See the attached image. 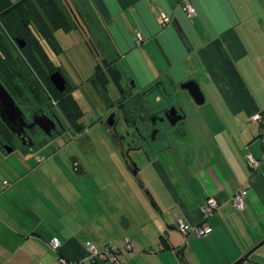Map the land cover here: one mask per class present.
I'll return each mask as SVG.
<instances>
[{
    "label": "crops",
    "instance_id": "0c3cea01",
    "mask_svg": "<svg viewBox=\"0 0 264 264\" xmlns=\"http://www.w3.org/2000/svg\"><path fill=\"white\" fill-rule=\"evenodd\" d=\"M73 1L63 4L77 13ZM184 1L96 0L101 12L115 14L112 22L125 14L135 27L120 44L109 32L113 52L90 30L104 55L94 71L95 91L109 101L111 83L117 100L136 93L137 79L125 76L119 63L125 60L141 79L144 89L136 94L142 99L152 88L166 89L162 78L168 77L181 85L196 82L204 103L184 90L191 113L179 105L181 120L169 134L158 137L151 152L138 151L144 164L136 159V176L115 160L124 162L106 130L97 137L116 150L107 168H86L73 156L60 169L51 166L56 153L13 149L24 154V172H12V184L0 181V264H60L59 256L70 264H98L89 260L87 242L119 250L118 263L101 264H181L179 254L187 264H233L264 240V0H189L192 16ZM80 23L70 33L89 37ZM119 52L125 57L116 59ZM158 139L166 144L156 147ZM248 155L258 167L248 164ZM240 190L246 191L242 211L232 202ZM211 197L219 208L204 220L201 208ZM180 222L211 230L189 234L186 243L176 228ZM55 237L62 242L58 253L49 247ZM256 252L242 264H264V250Z\"/></svg>",
    "mask_w": 264,
    "mask_h": 264
},
{
    "label": "rangeland",
    "instance_id": "374dc122",
    "mask_svg": "<svg viewBox=\"0 0 264 264\" xmlns=\"http://www.w3.org/2000/svg\"><path fill=\"white\" fill-rule=\"evenodd\" d=\"M69 2H71V0H69ZM73 2V7H75L77 13L74 12L76 16H78L77 18L82 20V22H85V25H83V23H80V25L85 28L84 30L89 34V37L84 34L82 35V33L79 32H72L70 35L63 31L55 32V38L63 50L61 55L56 56L46 41L38 36V33H36L37 31L34 29H32V31L34 32V35L39 37L41 46L47 57L62 69L65 77L76 88L74 89L75 92L73 91L72 96L78 103L79 115H77V118L75 119L78 128L73 132L68 133L63 138L55 141L51 147L37 149L35 152L29 153V155L34 156L36 154H43L44 156H48L56 153V155H54L55 159L51 163L53 165L51 166H57L60 169L61 167H65L73 156H77L82 165L86 168H107L112 165L106 158L108 154L116 150L110 144L111 142L104 139L100 140L97 137V135L105 132V128L102 127V124L99 123V121L100 118L108 114L110 111L109 108L113 105L114 101L119 99V93L112 83L108 86V94L112 101L106 100L107 98L104 99L103 97L101 99L99 94L95 91L94 71L97 65L102 64V57L104 55L102 54V49L95 44L96 39H92L90 30L93 31L94 36L97 38V41L103 45V48L104 44L107 45V43H109L107 48L108 52H113L114 45L109 38V32L113 34L116 42H119L120 44V42L124 41L125 43V36L130 38L131 34H133L132 26H135L131 20L130 23L125 21V14L124 16H116L112 22L109 15L114 16L115 14L113 12H108L107 14L101 12L96 0H74ZM116 6L115 8L118 7ZM19 35H21L24 41L29 45L28 48L21 49L15 40V37H12L11 40L4 35L2 37L4 49L3 56L6 57V66L8 67L6 71L7 75L11 77L7 83L11 88V91H15L14 93L18 96L22 110L28 114L36 110L38 105H41L39 104L40 99L43 100L47 95L45 93L44 85H46V82L44 78L47 76V73H49V68L46 66V61L43 60L41 54L34 58V54L37 52L32 49L33 43L28 37H26L25 32L22 29L20 34H18V37H20ZM110 43L112 46H110ZM30 52H32L31 54L37 62L36 65H33L26 56V53L30 55ZM119 54L120 52L116 54L114 53L113 56L117 59L125 55ZM119 63H122L125 76H131L133 81L137 79V82L134 84V87L136 88L133 89V91L135 90L136 93H141L144 89V86L140 81L141 79L138 76H134V74L127 69V61L120 60ZM163 80L167 83L166 90L169 96L166 99L163 98L160 103L167 104L169 102L166 103L165 100L169 99L170 102L172 101L176 103L177 106L184 105L189 110V113H191L189 107L191 103L188 99L187 93L181 89V84L173 83L168 77L162 78V81ZM147 99L151 104H158L160 99H162V95L160 93L158 94V92L152 93L147 96ZM123 124L124 123H122V126H124ZM181 127L182 125L178 128L180 129ZM118 131L122 132L123 130L118 128ZM87 139L90 140L87 142ZM87 143L90 144L91 147L87 145ZM129 144H131V142H129ZM155 144L156 147H163L166 143L165 141L158 139ZM123 145L124 151L130 152V154L133 155L132 157L134 158V161L136 162L138 160L140 163L139 165L143 166L144 159L137 155L139 149L132 146V151H130L131 149L128 147L127 143H123ZM23 155V153L20 154L17 151L9 155L4 153L0 148L1 183H3V181H10L9 183L12 184L14 181L12 172H24L22 165L24 162ZM115 160L118 161L120 165L125 164L124 162L121 163L118 158ZM27 162L29 163V161ZM136 163L138 164V162ZM182 238L185 239V241L187 239V237L185 238L183 235ZM261 250L263 251L264 247L258 251ZM258 254L259 253L255 252L253 258H256Z\"/></svg>",
    "mask_w": 264,
    "mask_h": 264
},
{
    "label": "flooded vegetation",
    "instance_id": "af4514ba",
    "mask_svg": "<svg viewBox=\"0 0 264 264\" xmlns=\"http://www.w3.org/2000/svg\"><path fill=\"white\" fill-rule=\"evenodd\" d=\"M15 40L20 47V37L16 36ZM24 44L23 48L20 47L21 49L26 47L27 43L25 42ZM1 57H4L3 54H1ZM52 63L57 69L53 72L49 71L44 78L46 82V85H44L45 93L47 95L43 100L40 99L39 104L41 105H38L36 110L28 114L22 110L21 102L14 93L15 91L12 92L9 85H7L8 83L4 82L0 77V82L14 99L15 104L24 113L25 132L29 136L24 146V141H21L17 135L13 134L8 140L0 135V146L2 148L4 145H8L13 149L21 148L26 150H30V148L37 150L43 147H51L55 141L78 128V124L74 122L75 119L67 117L61 111L62 105L65 104V107H68V99L73 97L75 88L72 87L70 81L65 77L62 69L53 61ZM56 72L61 73L65 79L66 89L63 92L59 91L51 79V76ZM156 89V87L152 88L147 92V96L156 92L160 93L162 99H160L158 104H151L142 99L138 94L130 92L127 96L115 101L110 106L108 114L100 118L99 123L114 138L122 153L125 152L123 143H127L130 149L135 146L137 149H143L146 154L151 152L153 142L160 136L168 135L170 123L178 117H182L177 104L160 103L163 98L166 99L169 96L166 89L162 87ZM0 122L3 121L0 119ZM122 123H124V126H122ZM118 128L123 131H118ZM22 136L25 137V134ZM129 142H133L134 144L131 145Z\"/></svg>",
    "mask_w": 264,
    "mask_h": 264
},
{
    "label": "trees",
    "instance_id": "16d2710c",
    "mask_svg": "<svg viewBox=\"0 0 264 264\" xmlns=\"http://www.w3.org/2000/svg\"><path fill=\"white\" fill-rule=\"evenodd\" d=\"M63 1L64 0H17L16 3H13L12 0H0V77L4 82L7 83L11 77H9L6 72L8 68L6 66V57H1V54L4 52L2 37L5 35L12 40V37H16L20 34L21 29L25 32L26 37L33 43L32 49L37 52L34 54V58L41 54L50 72L57 69L49 57L44 53L45 51L41 46L38 36L46 41L54 53L57 55L62 53V49L54 33L60 30L65 33H70L73 29L77 28L80 21L76 14L73 13L67 5L65 6L63 4ZM32 29L37 31L36 33H38V36L34 35ZM19 36L20 39L24 40L21 35ZM28 46L27 44L24 49H27ZM31 53L32 52H30V55L26 53V56L33 65H36L37 62ZM119 74L120 73H118L117 76L115 74V79L118 80ZM68 102V107H65V104L62 105L61 111H63L67 117L76 119L77 115H79L78 103L73 97H70ZM75 123L77 122L75 121ZM262 132L264 137V123L262 124ZM0 135L7 140L13 135L3 122H0ZM179 258L181 264H187L180 254Z\"/></svg>",
    "mask_w": 264,
    "mask_h": 264
},
{
    "label": "water",
    "instance_id": "95a60500",
    "mask_svg": "<svg viewBox=\"0 0 264 264\" xmlns=\"http://www.w3.org/2000/svg\"><path fill=\"white\" fill-rule=\"evenodd\" d=\"M25 41L20 40V47L23 48ZM52 81L54 84L58 87L59 91L63 92L66 89L65 86V79L61 75V73L56 72L51 76ZM181 89L186 90L190 93L196 104L202 105L204 103V96L200 90V87L198 84L194 81H189L181 85ZM0 119L3 121V123L6 125V127L10 130V132L14 135H17L18 138L21 141H24V146L26 139H29V136L25 132V121H24V113L23 111L15 104L14 99L11 97V95L8 93V91L5 89V87L0 82ZM181 120V117H178L176 120L170 123L171 126H175L179 121ZM25 134V137L22 135ZM134 144L131 142V145ZM3 148L11 153L13 151V148L4 145ZM30 150H32L30 148ZM143 150V149H139ZM132 151V149L130 150ZM137 151V150H136ZM122 157L124 160V163L126 167L132 172L135 176L137 174L138 166L137 163L131 158L130 152H123ZM178 229V226H176ZM264 246V240H262L259 244H257L252 250H250L248 253H246L244 256H242L239 260L234 262L233 264H242L245 262L250 261V256L258 251L260 248Z\"/></svg>",
    "mask_w": 264,
    "mask_h": 264
},
{
    "label": "built area",
    "instance_id": "2783aa9c",
    "mask_svg": "<svg viewBox=\"0 0 264 264\" xmlns=\"http://www.w3.org/2000/svg\"><path fill=\"white\" fill-rule=\"evenodd\" d=\"M184 9L186 14L189 16L195 14V9L193 8L189 0L184 1ZM160 22L163 26H165L169 22V19L163 17L161 18ZM139 40L141 41L142 39L140 38ZM247 161L252 168H256L259 166V161L252 155L247 156ZM245 194H246L245 190H240L237 194H235L232 197V202L234 206L236 207V209L240 211H242L244 208L243 196ZM218 208H219V204L217 200L213 197L208 198L206 200V203L201 208L204 220H208L211 216H213L217 212ZM177 226H178V230L185 238L191 233H196L198 236H203L208 232H210L211 230L209 227H201V226L191 227L183 223H178ZM49 247L51 251H53L54 253H58L60 248L62 247V242L59 238L55 237L51 239V241L49 242ZM86 248L88 250L89 260H91L92 262L101 264L106 261H109L111 263H118L120 261V252L115 246L105 245L102 246V248H100L91 242H87ZM126 249L128 251L133 249V244L129 241V239L126 240ZM58 261L60 264H70L65 258L61 256L58 257ZM79 264H84V263L79 262Z\"/></svg>",
    "mask_w": 264,
    "mask_h": 264
}]
</instances>
